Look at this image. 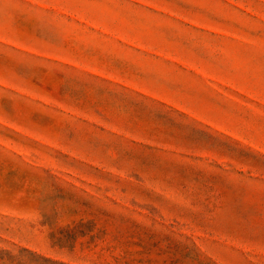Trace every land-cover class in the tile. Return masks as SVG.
<instances>
[{
    "label": "rangeland",
    "instance_id": "374dc122",
    "mask_svg": "<svg viewBox=\"0 0 264 264\" xmlns=\"http://www.w3.org/2000/svg\"><path fill=\"white\" fill-rule=\"evenodd\" d=\"M0 264H264V0H0Z\"/></svg>",
    "mask_w": 264,
    "mask_h": 264
}]
</instances>
